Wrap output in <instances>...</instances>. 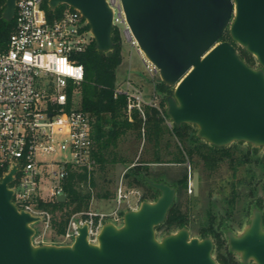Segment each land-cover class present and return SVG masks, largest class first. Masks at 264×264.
<instances>
[{
  "label": "water",
  "instance_id": "water-1",
  "mask_svg": "<svg viewBox=\"0 0 264 264\" xmlns=\"http://www.w3.org/2000/svg\"><path fill=\"white\" fill-rule=\"evenodd\" d=\"M17 0H6L3 17L14 18ZM138 48L173 88L166 114L180 127L223 147L236 142L264 150V0H121ZM78 9L100 51L114 47V10L108 0H49ZM229 32L231 40H222ZM238 46L256 60L251 66ZM16 167L0 179V264H220L211 236L184 226L159 235L177 189L147 178L160 194L124 211L122 222H104L97 242L89 225L71 243H36L40 215L20 209L9 187ZM67 193L58 197L67 199ZM230 250L243 264H264V212L255 207L239 232L228 231Z\"/></svg>",
  "mask_w": 264,
  "mask_h": 264
},
{
  "label": "trees",
  "instance_id": "trees-1",
  "mask_svg": "<svg viewBox=\"0 0 264 264\" xmlns=\"http://www.w3.org/2000/svg\"><path fill=\"white\" fill-rule=\"evenodd\" d=\"M0 46L5 45L14 30L15 20L3 17L6 0H0ZM67 4L52 11L46 4L50 18L62 14ZM90 26V25H89ZM114 47L107 52L98 50L93 39L88 47L78 53V61L85 67V79L76 93L70 94L76 105L90 114L94 147L93 166H72L65 180L67 199L42 202L39 207L51 213V228L63 235L71 216L90 208L93 198H112L117 195L115 172L118 165H125L123 179L126 189L143 188L142 200H155L160 192L150 186L147 178L165 181L177 189V195L164 223L157 231L164 235L181 227H188L200 237L212 236L214 254L220 264H243L227 244L226 230H239L248 222L253 206L264 212V154L262 148H254L244 142L218 147L199 138L197 128L185 123L178 127L169 125L166 114V98L173 88L158 78L154 81V93L159 95V107L144 105L145 117L135 109L130 119L127 112V96L116 95V87L122 83L118 69L124 60L120 31L113 30ZM222 40H231L229 32ZM239 53L248 64L256 66V58L237 45ZM159 77V76H158ZM245 145V146H244ZM202 167L200 175L205 181L226 165L229 175L222 176V203L207 200L205 216L193 220L190 215L199 197L188 194L189 173H171L154 170L153 165L185 164ZM205 174V175H203ZM2 172L0 171V178ZM212 181V180H210ZM213 184V183H212ZM261 191L263 192L261 194ZM213 195L210 189L209 196ZM218 206V207H217ZM218 208H221L219 211ZM123 215V214H122Z\"/></svg>",
  "mask_w": 264,
  "mask_h": 264
},
{
  "label": "built area",
  "instance_id": "built-area-1",
  "mask_svg": "<svg viewBox=\"0 0 264 264\" xmlns=\"http://www.w3.org/2000/svg\"><path fill=\"white\" fill-rule=\"evenodd\" d=\"M48 1L17 0L14 30L0 46V171L2 178L16 167L9 183L14 190L13 201L18 208L40 215L41 221L50 226L51 213L39 205L60 201L58 197L67 193L65 180L72 166L91 168L94 163L90 114L70 97L85 79V67L77 55L94 37L78 9L68 5L61 15L50 18ZM108 1L114 10V29L138 48L121 0ZM143 63L150 76H159L157 67L146 57ZM115 93L127 96L130 119L135 109L145 117L146 104L159 107L157 95L146 100L131 77L120 83ZM58 153L63 154L59 159L54 157ZM133 194H140L139 190L125 189L121 184L116 195L118 206L112 212L86 210L73 214L62 243H71L85 223L89 225L90 241L97 242L107 219L122 221L119 205L129 203ZM36 236V243L45 242L37 241Z\"/></svg>",
  "mask_w": 264,
  "mask_h": 264
},
{
  "label": "rangeland",
  "instance_id": "rangeland-1",
  "mask_svg": "<svg viewBox=\"0 0 264 264\" xmlns=\"http://www.w3.org/2000/svg\"><path fill=\"white\" fill-rule=\"evenodd\" d=\"M122 41H123V52H124V60L123 63L120 65L118 69V77L119 80L123 83V81L131 77L133 81L139 85L140 88L144 91L146 100L151 99L154 95V81L160 78L158 77H152L148 74V72L145 69L143 58L145 57L142 52H140L139 48L132 46L128 40H125L124 36L121 35ZM156 94V93H155ZM157 95V94H156ZM159 95H157V102L159 103ZM245 146V145H244ZM260 155L264 154V150H262ZM63 156L62 153L56 154L57 159L61 158ZM53 156L49 157L50 159ZM187 166L188 173H189V185H188V194L194 195L199 197V201L196 206L192 207L190 211V215L193 218V220H200L205 216V206L207 204V200H214L217 202L216 204L222 203V193H220V189H222L223 182L220 181V178L222 176L229 175V171L226 169V165H224L215 175L212 177L213 179L207 180L208 184L205 181V177L203 176V179H201L200 175L203 173L201 166H196V169L194 166L190 167L189 162L179 165V164H171V165H153L154 170L162 172L171 173V175H174L177 173V171H182ZM127 170V167L125 165H118L115 172V179L117 181L116 188L118 190V187L122 184L123 187L126 189L125 181L123 179L124 172ZM205 175V174H203ZM264 182V180H263ZM213 183V184H212ZM130 189H136L139 190L140 194H133L130 198L129 203L123 202L121 205H119V211L121 210L122 214L125 210L130 209L129 205H132L134 208H138L141 201L142 196L145 192L143 188H130ZM210 189H213V195L209 196ZM116 190V192H117ZM263 192L261 191V194ZM140 196V198H139ZM118 206L117 203V197L112 198H93L90 204V208L88 210H93L95 212H104L109 213L116 209ZM218 207V206H217ZM219 211L221 208H218ZM123 216V215H122ZM72 217V216H71ZM107 219L106 221H108ZM122 222V221H121ZM119 222V224L121 223ZM37 228V235L36 240L41 241L44 240L45 242H54L63 244V238L61 235H57L55 230L51 228L50 226H47V224L44 221H39L35 224ZM193 234V233H192ZM161 235V234H159ZM195 235V234H193Z\"/></svg>",
  "mask_w": 264,
  "mask_h": 264
},
{
  "label": "flooded vegetation",
  "instance_id": "flooded-vegetation-1",
  "mask_svg": "<svg viewBox=\"0 0 264 264\" xmlns=\"http://www.w3.org/2000/svg\"><path fill=\"white\" fill-rule=\"evenodd\" d=\"M256 206H253V208H252V210L255 208ZM252 210H251V213H252ZM250 216H251V214H250ZM250 216H249V219H250ZM249 219H248V222H249ZM247 222V223H248ZM245 226V225H244ZM240 230H242V228L241 229H239V230H233V231H235V232H239ZM228 231H230V230H226V232H225V235H226V238H227V244H228V237H227V233H228ZM212 237V236H211ZM213 238V237H212ZM215 242V241H214ZM228 246H229V244H228ZM215 249V248H214ZM230 249V248H229ZM238 256V255H237ZM241 261V260H240ZM249 264H254L253 262H251V263H249Z\"/></svg>",
  "mask_w": 264,
  "mask_h": 264
}]
</instances>
